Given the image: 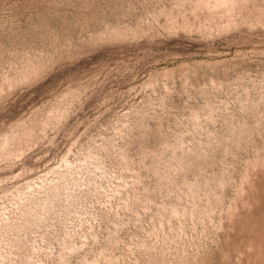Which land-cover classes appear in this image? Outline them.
Masks as SVG:
<instances>
[{"label":"rangeland","instance_id":"obj_1","mask_svg":"<svg viewBox=\"0 0 264 264\" xmlns=\"http://www.w3.org/2000/svg\"><path fill=\"white\" fill-rule=\"evenodd\" d=\"M0 264H264V0H0Z\"/></svg>","mask_w":264,"mask_h":264}]
</instances>
